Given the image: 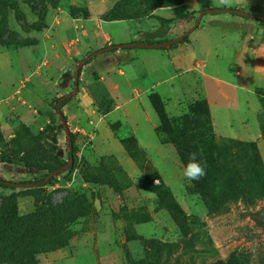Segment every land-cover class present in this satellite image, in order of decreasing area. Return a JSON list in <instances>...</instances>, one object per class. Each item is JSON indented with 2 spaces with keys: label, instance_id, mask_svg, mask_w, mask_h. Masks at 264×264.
I'll use <instances>...</instances> for the list:
<instances>
[{
  "label": "rangeland",
  "instance_id": "obj_1",
  "mask_svg": "<svg viewBox=\"0 0 264 264\" xmlns=\"http://www.w3.org/2000/svg\"><path fill=\"white\" fill-rule=\"evenodd\" d=\"M186 1L0 0V143L23 123L32 134L41 132L38 140L48 141L50 149L55 137L53 151L69 160L55 105L73 89L77 63L99 49L78 52L73 19L150 18L151 24L131 42H159L192 27L201 9L229 7L257 14L253 4L264 6V0H231L229 5ZM174 5V21L161 22L159 7ZM160 14L172 16L169 10ZM58 22H67V38L59 33L63 29L57 31ZM106 53L82 65L78 91L61 108L73 143L72 165L44 185L0 187L6 197L0 198V207H16L19 216L31 217L32 226L30 248L21 262L2 264H211L227 259L264 264V90L252 96L235 83L207 82L221 104L222 92L230 97L231 113L226 107L217 111V129L226 127L227 118L232 130L239 129L238 117L248 114L245 100L255 106V118L247 116L257 126L255 135L235 137L214 129L197 72L151 87L144 84L155 74L140 75L134 91L121 86V95L126 89L131 99L124 103L110 80L116 72L97 71ZM141 59L159 63L154 56L140 57L134 61L138 69ZM152 92L162 106L163 122L150 102ZM186 131L191 138L182 137ZM191 152L219 177L213 181V213H207L201 194L202 178L188 181L180 175ZM46 174L0 161V177L7 181H40Z\"/></svg>",
  "mask_w": 264,
  "mask_h": 264
},
{
  "label": "crops",
  "instance_id": "obj_2",
  "mask_svg": "<svg viewBox=\"0 0 264 264\" xmlns=\"http://www.w3.org/2000/svg\"><path fill=\"white\" fill-rule=\"evenodd\" d=\"M185 4H188V0ZM207 5L210 6V3H207ZM253 5L257 11L254 13L264 15V6L257 5L255 7V4ZM177 7V5L159 7L156 13L160 18H176ZM163 10L171 11L172 16H162L160 11ZM73 20L74 35L81 45L78 52H84L91 47L100 49L110 44L131 42L135 35H139L138 33L152 22L150 18L145 19V21L133 19L102 20L97 15H90L86 19L78 17ZM156 22L158 20H155V24L158 26ZM57 24V31L63 29L59 33L67 38V22L63 24L58 22ZM78 26L80 28H77ZM189 34L187 41L160 48L157 51L147 52L144 50L154 48L140 47L116 48L115 50L105 51L107 53L99 59L101 65L97 68V71L102 72L109 69L113 73L116 72V79L110 80L115 88L118 85L116 93L120 95L119 90L122 85H126V89L134 91L136 88L133 86L135 85V79L140 75L146 77L150 75L152 77L155 74L152 81L148 80V83L144 84V86L150 85L149 87H151L162 85L183 73L197 72L202 80L214 129L219 133L235 137L255 135L257 126L251 124L250 118H247L251 114L255 118V106L251 104L252 102L248 103V99L245 100L248 114L242 118L238 117L239 129L232 130L233 122L229 118L224 124L226 127L217 129L219 123L215 118L216 113L226 107L227 115H230L231 109H228L230 97L222 92L225 102L223 101L224 104H221L216 97L212 96L207 82L210 80L216 85L224 82L235 83L239 90L252 96L255 95L257 87L264 88V26L252 17L214 13L204 15L198 26ZM156 39L162 40L163 38ZM51 43V41H48L50 49H52ZM152 56L157 57L159 60L157 65L150 60L141 59L140 69L135 67L137 66L134 65L135 59ZM73 57L75 55L71 56V58ZM93 62L97 63V61ZM86 64H91V62ZM56 66H60V63L57 62ZM132 70L135 71L134 74L130 72ZM126 89L123 91L124 95H121L124 103L131 100L126 93ZM247 97L249 96L247 95ZM236 104L235 111H238L239 104ZM238 115L241 116V114ZM152 123L154 127L157 125L154 121Z\"/></svg>",
  "mask_w": 264,
  "mask_h": 264
},
{
  "label": "trees",
  "instance_id": "obj_3",
  "mask_svg": "<svg viewBox=\"0 0 264 264\" xmlns=\"http://www.w3.org/2000/svg\"><path fill=\"white\" fill-rule=\"evenodd\" d=\"M240 16L246 17L243 15H240ZM114 19H121V18L118 17ZM174 19L175 18H159L161 22H171ZM256 20L262 26H264V19H256ZM189 29H187L181 34L183 35L182 39H180L176 43L185 42L188 40L189 33L192 30H194L192 29L191 31H188ZM8 43L9 42L4 41V44H8ZM115 49L116 48L109 49V50L104 49V51H110V50H115ZM90 60L91 58L86 59L84 64L90 62ZM81 69H82V66L80 67L79 73L81 72ZM255 90L256 92H259L261 90H264V88L257 87ZM68 99L69 97L62 100L61 108L64 105L65 101H67ZM149 99H150L151 104L157 111L161 122H163L164 120L163 110H162L160 101L157 98V94H155L154 92L150 93ZM55 109H56V105H55ZM63 117L65 120L67 119V117L64 114H63ZM13 133H14V136L8 141H4L3 139H1V143H0L1 144L0 146L2 149L0 151V161L1 162L6 163L10 166H15L16 168L18 166H25L27 168H31L37 171L46 170L47 174L45 175V177H47V175L51 171H53L54 169L66 163L62 161L58 157V155H56V153L53 151V149L56 148L55 137H52L53 145H51V149H50L46 147V145H49L48 141L44 140L43 143H40V141L38 140L37 136H39L41 132L38 135H34L32 134L31 130L27 126H25L23 123H18L15 126ZM182 137L191 138L190 133H187V131L184 133V136ZM216 178H218L219 180V177H217V175H213L211 170L206 169V175L201 180V190H202L201 194L206 204L208 214L215 212L213 203L217 202V198L211 194L214 192L213 181ZM43 179H41L40 181H42ZM5 181L7 180L0 177V187L1 188L3 187V188L16 189L17 187L22 186L21 183H19L18 185H11V184L6 183ZM29 182H33V181H29ZM44 184L45 183H41V185H44ZM23 187H26V186H23ZM0 198H6L2 194L1 191H0ZM220 200L221 201L223 200L222 196ZM30 218L31 217L29 216L27 217L19 216L17 213L16 207H0V264L6 261L14 262L15 260L18 262H21L20 256L29 251V248H30L29 240L31 238V235L29 234V232L32 229ZM168 244L166 246H169ZM237 263H238L237 260H234L233 262H231V259H227L226 262L217 260L211 264H237Z\"/></svg>",
  "mask_w": 264,
  "mask_h": 264
},
{
  "label": "water",
  "instance_id": "obj_4",
  "mask_svg": "<svg viewBox=\"0 0 264 264\" xmlns=\"http://www.w3.org/2000/svg\"><path fill=\"white\" fill-rule=\"evenodd\" d=\"M221 12H228V13H236L238 15H243L246 17H252L255 19H264V15H260V14H253L250 12H247L245 10L242 9H238V8H229V7H209V8H205V9H201L198 12V16L196 18V21L194 23V25L192 27H190V29L188 31H191L192 29H194L195 27L198 26L201 18L205 15V14H214V13H221ZM183 35H179L175 38L169 39V40H165V41H160V42H128V43H115V44H111L106 46L105 48H100L97 49L95 51H93L92 53H90L89 55H87L84 59H82L79 63H77V65L75 66L74 69V86L73 89L62 95L61 97H59V99L56 102V111H57V115L61 121L62 127L65 131L66 134V138H67V145H68V149H69V153H70V158L69 160L63 164L62 166L54 169L53 171H51L47 177L45 179H43L42 181H33V182H25V183H21L22 186H36V185H40L41 183H46L48 179H50L51 177H53L54 175H57L58 173L62 172L63 170H65L67 167H69L70 165H72L73 163V154H72V150H73V143H72V139L69 133V129L66 123V120L63 117V113L61 111V102L62 100H64L65 98H68L70 96H73L77 91H78V77H79V70L80 67L85 63L86 59L92 58L94 56H96L97 54L101 53L104 51V49H113V48H120V47H140V48H165V47H169L172 44L178 42L180 39H182ZM8 184L11 185H18L19 183L17 182H13V181H5Z\"/></svg>",
  "mask_w": 264,
  "mask_h": 264
},
{
  "label": "clouds",
  "instance_id": "obj_5",
  "mask_svg": "<svg viewBox=\"0 0 264 264\" xmlns=\"http://www.w3.org/2000/svg\"><path fill=\"white\" fill-rule=\"evenodd\" d=\"M219 3L229 5L231 0H219ZM206 168L207 163L199 158L198 153L191 152L180 170V175L188 181H198L206 175Z\"/></svg>",
  "mask_w": 264,
  "mask_h": 264
}]
</instances>
